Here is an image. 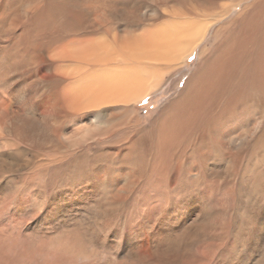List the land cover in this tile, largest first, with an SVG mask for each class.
I'll use <instances>...</instances> for the list:
<instances>
[{
	"label": "rangeland",
	"instance_id": "rangeland-1",
	"mask_svg": "<svg viewBox=\"0 0 264 264\" xmlns=\"http://www.w3.org/2000/svg\"><path fill=\"white\" fill-rule=\"evenodd\" d=\"M249 1L0 0V264H264V135L247 137L231 113L243 102L260 112L246 100L263 32L241 33L227 59L219 49L217 68L198 65L214 76L206 84L190 77ZM180 22L207 26L206 35L170 69L125 54L102 66L62 57L68 40L52 33L86 29L69 40L95 38L117 52ZM126 66L158 69L162 80L137 102L146 81L121 89ZM90 75L123 95L102 104L67 96Z\"/></svg>",
	"mask_w": 264,
	"mask_h": 264
},
{
	"label": "bare ground",
	"instance_id": "bare-ground-1",
	"mask_svg": "<svg viewBox=\"0 0 264 264\" xmlns=\"http://www.w3.org/2000/svg\"><path fill=\"white\" fill-rule=\"evenodd\" d=\"M208 4V3H207ZM97 11V10H96ZM107 14V13H106ZM75 17V16H74ZM93 22H95V24L99 23L97 22V17H95L93 19ZM1 24V23H0ZM94 24V23H93ZM263 24V25H262ZM262 25V26H261ZM75 26V25H74ZM255 27V28H259V31L263 32V37H264V0H253V1H249L248 3H246L245 5H243L242 10L237 13V15H235L233 17V15H230L228 18H226L225 22L217 29V31H222L225 30V33L227 32V36L224 39V41L220 44H218L217 46H215V49H212L210 51H208V53L203 52L202 54H200V58L197 62V64L194 66L193 69H191L192 73L190 75V77L192 78L193 76H197L198 78H201L202 81L207 82L208 80L212 79L214 76L212 75H207V76H203L200 75L199 73H196L197 71L196 68L198 67V65L200 66L202 63L206 64L208 67L210 66H216V68L218 67L217 64H219L220 60L218 61V58H216L215 54H217L218 50L222 49V51L224 50H228L229 51L227 53H225V57L226 58L228 55L229 57L231 54V50L233 45L235 44L236 38L243 33L244 31H247V29H251V27ZM69 28V27H68ZM207 26L204 27V25L202 26L199 23H196L195 25L192 23L189 24H185L184 22H180L178 25H176L174 28H172L171 33H163V34H159L158 36L160 37L161 40L156 39V38H149V40H135L133 42L135 43H128L125 44L124 46L120 47V52L121 54H119V51L114 52L113 49L111 50L110 46H108V43L106 44L103 40L100 41H96L95 38L91 39H80L78 36V40L85 42V44L83 46H81L82 48L77 46V42H79L77 39H71L69 40L70 36H76L79 35V33L83 32V30L75 28L74 30L70 27V29H63V33H59V29L55 30V32L52 31L53 36L56 38L57 42H62L64 40H68L67 42V46L68 48L65 49L64 51H62V53H59L58 55H61L62 57H66V58H72V59H80L84 62H88V64L90 62H93L99 66L102 65H106V62L108 61V59H112L116 55H121L122 57L124 56L123 54H125V56L127 55V57H140L141 60H147V62L152 63V62H161V61H165L168 62L166 63V67H168V69L170 68H176L177 65H179V60L180 58L183 56V58L189 53V51L192 49V47H194V45L202 40L203 37H205L206 35V30ZM94 29V27H93ZM99 29V28H98ZM254 29V28H253ZM252 29V32L254 31ZM38 30V29H37ZM96 30V28L94 29ZM86 31V29L84 30ZM257 31V32H259ZM97 32V31H96ZM252 32L249 33L252 35ZM255 32V31H254ZM260 32V33H261ZM217 33V32H216ZM245 33V32H244ZM259 33V37L257 35V42L260 43V37L262 38V34ZM86 34V33H85ZM256 34V33H253ZM250 35V36H251ZM85 36V35H84ZM241 36V35H240ZM68 37V38H66ZM73 37V38H74ZM87 37V36H86ZM219 37V36H218ZM121 38V37H120ZM245 38V37H243ZM216 40V39H215ZM220 40V39H219ZM218 40V43H219ZM240 40V39H239ZM248 40V39H247ZM246 40V41H247ZM217 41V40H216ZM221 41V40H220ZM245 41V42H246ZM254 41V40H253ZM157 42V43H156ZM255 43V41H254ZM242 43L240 42L239 45H241ZM256 44V43H255ZM238 47V44H236ZM235 46V45H234ZM236 47V46H235ZM235 47L233 49H235ZM256 47V46H254ZM246 48V46H245ZM242 50V48H241ZM260 50V49H259ZM258 50V51H259ZM235 51V50H234ZM238 51V49H237ZM242 53V52H241ZM233 54V53H232ZM231 54V55H232ZM251 54V53H250ZM244 55V54H243ZM256 55V54H255ZM221 56V57H222ZM233 56V55H232ZM260 56V55H259ZM127 57H125L127 60ZM120 57L117 56L116 59H118ZM216 58V59H215ZM237 58V57H234ZM233 58V60H234ZM122 59V58H121ZM135 59V58H134ZM133 59V60H134ZM227 59V58H226ZM225 59V60H226ZM229 59V58H228ZM241 59V58H240ZM132 61L133 64L127 62L129 65H134V62ZM215 60H217L215 62ZM137 61V60H136ZM227 61V60H226ZM238 61V60H237ZM255 61V59H254ZM218 62V63H217ZM247 62V61H246ZM251 62V61H250ZM223 63V62H222ZM87 64V63H86ZM127 64V65H128ZM90 65V64H89ZM169 65V66H168ZM88 66V65H87ZM164 66V65H163ZM206 66V67H207ZM116 66H114L115 68ZM165 67V66H164ZM85 68V67H84ZM135 68V69H133ZM163 68V67H162ZM224 68V67H223ZM116 69V68H115ZM160 69V68H159ZM144 69L139 70V68L136 67H132V66H126V69L124 70V72H126V78H122L121 76V89L125 88L127 89V92L130 94L133 92L134 89H136L134 87L135 82L140 80H145L146 83H143L144 86L140 87L138 86V89L135 90V94L136 95L134 97V95L132 96V99L140 101L142 99L143 96H145L146 94L149 93L150 90L153 89V87H155L157 84H159L162 80L163 74L159 73L158 69H155L153 71L150 70H145ZM158 70V71H157ZM201 70V69H199ZM228 70V69H227ZM254 70H255V74H254V82L257 85L256 87H253L254 89V93L250 94L247 97L246 101H254V103L256 102L257 105L260 108V112L251 115L250 111L247 110L246 108H244V103H242V105L239 106H233L231 107V113L236 116L237 118H240L242 120H246L243 123H247L248 125V129L246 131V135L249 138H253L254 136H257V138L262 134L264 135V52L262 54L261 57H258L256 59V61L254 62ZM123 71V70H122ZM121 71V72H122ZM102 72L105 73V70H103L102 68L100 69L99 73ZM209 74V73H208ZM92 76V75H90ZM87 76L86 78L82 79V83L83 85L81 86V83H75L74 85V89L77 88L78 90L74 91L73 93H69L67 94V96H70V98H73V100H75L76 102H80V101H87V99H89L90 101H94L97 100V103H104L106 102V100L108 98L114 97L116 98L117 96H122L123 94V90H121L120 92L116 93L113 92L111 90V93L109 92H104L105 88V82L104 80H102V78L99 79L94 77L91 81V77ZM203 76V77H200ZM90 77V78H89ZM97 77V76H96ZM125 77V75H124ZM118 78V77H117ZM119 79L117 81H119ZM252 79V78H250ZM124 80V81H123ZM198 80V79H197ZM115 81V82H117ZM192 81V79H189L185 85L183 86V88H181L180 94L187 95V93L190 90V82ZM240 81V80H239ZM93 83V84H92ZM109 83V82H108ZM107 83V84H108ZM118 83V82H117ZM252 85H253V79H252ZM80 84V86L78 85ZM138 84V83H137ZM206 84V83H205ZM250 84V83H249ZM116 85V84H115ZM119 85V84H117ZM240 85V84H239ZM243 86V85H242ZM82 87V88H81ZM116 87V86H115ZM113 88V87H112ZM244 88V86H243ZM119 89V88H118ZM203 89V88H202ZM107 90V89H106ZM110 90V89H108ZM73 91V90H72ZM71 91V92H72ZM78 91V92H77ZM196 92H199L198 90H196ZM195 92V93H196ZM205 92V91H204ZM115 93V94H114ZM200 94V92H199ZM204 94V93H203ZM210 94V93H209ZM126 95V94H125ZM189 95V94H188ZM191 95V94H190ZM205 95V94H204ZM223 95V94H222ZM239 95V94H238ZM85 96V97H84ZM240 96V95H239ZM245 97V96H244ZM120 98V97H119ZM187 98V97H186ZM193 99H198L200 98V96H193L191 97ZM179 99V98H177ZM79 100V101H78ZM184 100V98H183ZM225 100V99H223ZM227 100V99H226ZM240 100V98H239ZM211 101V100H210ZM213 101V100H212ZM245 101V100H244ZM194 102V101H193ZM198 102V101H196ZM220 102V101H219ZM186 103V102H185ZM236 103V102H235ZM250 103V102H249ZM85 104V103H84ZM197 104V103H196ZM195 104V105H196ZM216 104V103H215ZM214 104V105H215ZM223 104V103H222ZM99 105V104H98ZM208 105V103H207ZM217 105V104H216ZM238 105V104H237ZM181 106V105H180ZM188 106V105H187ZM198 106V105H197ZM201 106V103H200ZM203 106V104H202ZM220 106V105H219ZM196 107V106H195ZM213 107V106H212ZM215 108V107H214ZM193 109V108H192ZM199 109V108H198ZM197 109V110H198ZM175 110V108H174ZM195 110V109H194ZM192 110V111H194ZM201 110V109H200ZM199 110V111H200ZM186 111V110H185ZM185 111H182L185 112ZM190 111V110H189ZM198 111V112H199ZM205 111V110H204ZM188 112V110H187ZM186 112V113H187ZM191 112V111H190ZM196 112V111H195ZM171 113V112H170ZM178 113V112H177ZM193 113V112H192ZM212 113V112H211ZM230 113V114H231ZM175 114V113H174ZM188 114V113H187ZM206 114V113H204ZM190 115V114H188ZM192 115V114H191ZM210 115V114H209ZM208 115V116H209ZM181 116V115H180ZM185 115H183L182 117H184ZM197 116V115H196ZM229 116V114H228ZM166 118V117H165ZM167 119V118H166ZM183 119V118H182ZM187 119V117H186ZM223 119V118H222ZM227 119V118H226ZM191 120V119H190ZM195 120V119H194ZM161 121V120H160ZM185 121V120H184ZM223 121V120H222ZM231 121V120H230ZM162 122V121H161ZM181 122V121H180ZM186 122V121H185ZM254 122V123H253ZM194 123V122H193ZM157 124V123H156ZM188 124V123H186ZM208 124V123H207ZM227 124V123H226ZM229 124V123H228ZM165 125V124H163ZM172 125L176 126V120H174L172 122ZM171 125V126H172ZM184 125V123H183ZM199 125V124H198ZM209 125V124H208ZM179 126V125H177ZM222 126V125H221ZM156 127V126H155ZM220 127V126H219ZM229 127V126H228ZM132 128V127H131ZM130 128V129H131ZM166 128V127H165ZM192 128V127H191ZM263 128V129H262ZM161 129V128H160ZM207 129V128H206ZM205 129V130H206ZM217 129V128H216ZM223 129V128H222ZM235 130L237 129H233L231 130V132H235ZM166 131V130H163ZM170 131V130H169ZM183 131V130H182ZM181 131V132H182ZM220 131V130H218ZM179 132V131H178ZM179 132V133H181ZM221 132V131H220ZM165 134V132H163ZM227 133V132H226ZM230 133V132H228ZM170 134V133H169ZM183 134V133H181ZM204 134V133H203ZM208 134V133H206ZM212 136L216 135V134H210ZM209 135V136H210ZM163 136V135H162ZM165 136V135H164ZM169 136V135H168ZM209 136L207 137L209 140ZM220 136V135H219ZM173 137V136H172ZM182 137H184L182 135ZM222 139H227L229 140L230 135L229 134H221ZM224 137V138H223ZM233 137V136H232ZM168 138V137H167ZM186 138V137H185ZM231 138V137H230ZM234 138V137H233ZM166 139V138H165ZM174 139V138H173ZM183 139V138H182ZM202 139V138H201ZM216 139V137H215ZM221 139V138H220ZM170 140V139H169ZM200 140V139H198ZM213 139H211L210 141L212 142ZM231 140V139H230ZM239 140V139H238ZM125 141V140H124ZM164 142V140H162ZM174 141V140H173ZM221 141V140H220ZM166 142V141H165ZM164 142V144H166ZM170 142V141H169ZM229 142V141H228ZM260 142V141H259ZM177 143V142H176ZM219 143V142H218ZM262 143V142H261ZM161 144V143H160ZM258 144V142H257ZM171 145V144H170ZM212 145V144H211ZM206 146V147H210ZM264 145V144H263ZM257 146V145H256ZM167 147V146H166ZM258 147V146H257ZM264 148V147H263ZM159 150V149H158ZM261 150V149H260ZM163 152V150H162ZM207 154V153H206ZM206 156V155H205ZM162 176V175H161ZM262 232H264V225L261 226Z\"/></svg>",
	"mask_w": 264,
	"mask_h": 264
},
{
	"label": "crops",
	"instance_id": "crops-1",
	"mask_svg": "<svg viewBox=\"0 0 264 264\" xmlns=\"http://www.w3.org/2000/svg\"><path fill=\"white\" fill-rule=\"evenodd\" d=\"M74 64V63H73ZM72 68H73V65H72ZM72 68L70 67V66H66L65 68H64V70H65V73L66 74H70V73H72V74H74L75 75V73H76V71L75 70H73L72 71ZM73 69H75V68H73ZM75 82V81H74ZM146 96V95H145ZM144 97V96H143ZM142 97V98H143ZM131 100V99H130ZM91 101L89 100V99H87V101H86V103H90ZM93 102V101H92Z\"/></svg>",
	"mask_w": 264,
	"mask_h": 264
}]
</instances>
